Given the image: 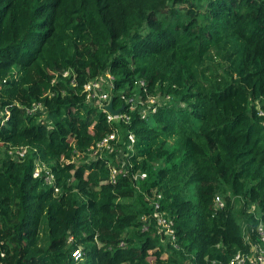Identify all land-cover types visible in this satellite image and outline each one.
Here are the masks:
<instances>
[{
    "label": "trees",
    "instance_id": "1",
    "mask_svg": "<svg viewBox=\"0 0 264 264\" xmlns=\"http://www.w3.org/2000/svg\"><path fill=\"white\" fill-rule=\"evenodd\" d=\"M224 50L225 73L205 81ZM106 73L125 97L162 103L147 119L127 105L130 122L109 123L84 93ZM256 102L264 110V0H0V264H229L250 253L264 224ZM114 131V151L91 157ZM157 201L179 249L164 242ZM244 224L256 229L248 241Z\"/></svg>",
    "mask_w": 264,
    "mask_h": 264
},
{
    "label": "built area",
    "instance_id": "2",
    "mask_svg": "<svg viewBox=\"0 0 264 264\" xmlns=\"http://www.w3.org/2000/svg\"><path fill=\"white\" fill-rule=\"evenodd\" d=\"M70 75H71L70 71H66L64 73V77H70ZM72 84L76 85V81L74 79L72 80ZM137 84L139 86H145V82L143 80L139 81ZM84 93L86 94L87 100L91 104L98 106L102 112L107 114V119L109 123H113L116 121H121L125 123L130 122L129 114L123 113L124 111L121 112L119 116H114L106 110V107L108 106L110 101L114 99V96L116 95H121L120 97L125 101V104L123 105L125 109L127 105H130V110L131 111L139 110V112L142 114V117L144 119L149 118L151 113L156 112L155 105L162 103V101L157 97H151L147 101H144V99L139 95H136L133 98L125 97L124 91H119V92L116 91L114 77L109 73H106L102 76L90 80L84 86ZM256 108L258 110L259 116H264V110L261 106V102H256ZM43 109H44L43 105L41 103H37L34 104L30 109H28L27 112L29 114H34L35 112L42 111ZM117 138H118V133L116 131L109 134L95 147H92L90 149L89 151L91 152L90 156L93 158L102 157L104 150H106L109 153H112L115 149L112 143L115 142ZM128 139L131 142L129 149L132 150L134 144L136 143V138L134 134H129ZM28 152L29 149L24 148L19 150L16 153V155L23 157ZM123 167H126V165L123 164ZM122 172H123L122 169L119 170L114 169L111 180L115 182L117 180V175ZM41 173H42V168L39 165H36L34 171V177L39 178L41 176ZM138 177L144 179L146 175L140 174L136 176L135 179H137ZM46 183L47 184L53 183V175H51L49 172L47 173ZM56 192H59V189H56ZM161 197H162L161 195H158L159 199H161ZM154 206H155V212L153 216L157 221V226L160 227V231L163 232V235L166 237L164 242L165 243L170 242L173 248L179 249L173 220L169 216L166 217V214L160 211V203L158 201L154 204ZM223 206H224L223 199L220 196H218L216 198L215 207L221 208ZM251 208L254 207L252 206ZM249 212L253 213L254 209H250ZM148 221H149L148 219H144V223H145L144 230H148L149 227ZM243 229L247 241L250 240L253 234L256 233V229L249 230L245 224ZM257 235L259 237V242L252 244L250 253L246 254L239 252L234 256V258L231 260L229 264H264V224L263 223H259V226L257 228ZM70 240H72V238H70ZM73 257L75 258V260L82 259L83 257L82 251L80 249L76 250L73 253Z\"/></svg>",
    "mask_w": 264,
    "mask_h": 264
},
{
    "label": "rangeland",
    "instance_id": "3",
    "mask_svg": "<svg viewBox=\"0 0 264 264\" xmlns=\"http://www.w3.org/2000/svg\"><path fill=\"white\" fill-rule=\"evenodd\" d=\"M207 0H202V3L205 4ZM203 13V10H202ZM227 50H224L220 53L217 54V58L214 60L212 58H208L206 64L203 66L202 69V74L205 77V81H209L211 79H213L212 77L214 76L213 72H221L225 73V68L228 66V54L226 53ZM121 158H124V155L121 156ZM242 206V204H241ZM254 209L255 208H251ZM45 236V235H44ZM46 237V236H45ZM150 261L152 262V264L155 262L154 258H151Z\"/></svg>",
    "mask_w": 264,
    "mask_h": 264
},
{
    "label": "water",
    "instance_id": "4",
    "mask_svg": "<svg viewBox=\"0 0 264 264\" xmlns=\"http://www.w3.org/2000/svg\"><path fill=\"white\" fill-rule=\"evenodd\" d=\"M106 110L111 113L112 115L114 116H119L121 112H123L125 110V107H121L120 109L118 110H115L114 109V99H112L110 101V103L108 104V106L106 107Z\"/></svg>",
    "mask_w": 264,
    "mask_h": 264
},
{
    "label": "clouds",
    "instance_id": "5",
    "mask_svg": "<svg viewBox=\"0 0 264 264\" xmlns=\"http://www.w3.org/2000/svg\"><path fill=\"white\" fill-rule=\"evenodd\" d=\"M116 110V109H115ZM121 114V113H120Z\"/></svg>",
    "mask_w": 264,
    "mask_h": 264
}]
</instances>
